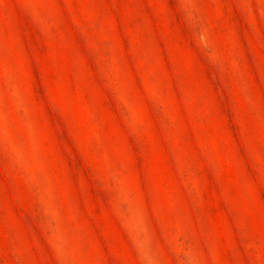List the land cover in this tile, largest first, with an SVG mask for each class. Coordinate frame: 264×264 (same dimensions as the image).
<instances>
[{
  "label": "rangeland",
  "instance_id": "obj_1",
  "mask_svg": "<svg viewBox=\"0 0 264 264\" xmlns=\"http://www.w3.org/2000/svg\"><path fill=\"white\" fill-rule=\"evenodd\" d=\"M0 264H264V0H0Z\"/></svg>",
  "mask_w": 264,
  "mask_h": 264
}]
</instances>
